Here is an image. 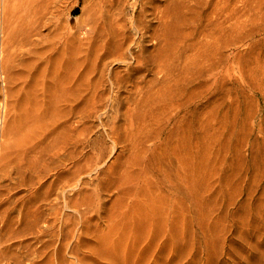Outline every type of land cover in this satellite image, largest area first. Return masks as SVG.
Listing matches in <instances>:
<instances>
[{
	"label": "rangeland",
	"instance_id": "1",
	"mask_svg": "<svg viewBox=\"0 0 264 264\" xmlns=\"http://www.w3.org/2000/svg\"><path fill=\"white\" fill-rule=\"evenodd\" d=\"M56 1L33 46L0 43V119L6 101L66 97L55 103L60 112L45 114L46 123L60 114L59 154L44 150L49 137L38 145L46 159L41 183L34 152L0 180V264H264V0H115L111 11L122 12L124 33L137 44L126 59L108 61L104 83L95 75L96 89L79 86L72 99L66 63L92 58L98 38L86 22L99 0ZM169 24V40L184 33L186 48L171 51L174 81L153 82ZM133 53L139 70L115 85L110 75H126ZM149 80L159 87L147 101L139 87ZM135 82L137 109L128 100Z\"/></svg>",
	"mask_w": 264,
	"mask_h": 264
},
{
	"label": "bare ground",
	"instance_id": "2",
	"mask_svg": "<svg viewBox=\"0 0 264 264\" xmlns=\"http://www.w3.org/2000/svg\"><path fill=\"white\" fill-rule=\"evenodd\" d=\"M59 1V0H58ZM122 1V0H121ZM126 1V0H125ZM228 1V0H227ZM55 2H57L56 0H0V31L1 32H4L5 36H0L2 38H0L2 41H0V43H4V44H7L10 45L9 48L11 47V45L14 44V48L18 47V48H21V47H24V46H27L32 43V38H34L33 36H39L41 35V27L47 25L49 23V21L51 20V18L53 17L54 13H56L55 11L57 10V7H55ZM97 2V0H96ZM120 3V1H117ZM116 2V3H117ZM229 2V1H228ZM58 3V2H57ZM56 3V5L58 6V4ZM114 3H115V0H99V2L97 4H95L94 6H96L92 13H91V16L89 18V20L86 22V29H87V32H90V33H93V35H95L94 37L98 38V39H101V42H99V40L95 39L93 42L91 41L90 42V48H89V52L88 53H91L92 54V58L89 59V61H85V62H81V61H78L77 63V60H71V61H67V65L68 63L71 62V64H69V67L70 70H68V76L72 78V81L71 79L70 82L68 81L69 85L67 83H64L63 84V87H62V90H61V86H62V81L59 83V85H56V86H59L58 87V91L61 92L63 90V88H66V86L64 87L65 84H67V89H65V92L68 91V95L69 97H71L70 99H72V96L74 95L73 93H75V90H78L77 87L79 88L80 86V89H87V90H95L96 87H97V82L96 81H93V77L95 75H99L98 78H97V81L100 83L105 81V78L104 77V74H105V66L106 64L108 63V61H112V60H117V59H126L127 57L125 56L128 52H130V47L134 44H137L136 41L133 40V37H129L128 35H126L123 30V27H124V20L122 22L121 19H124L123 18V14L121 15L115 13V11H111V7L114 6ZM123 3V1H122ZM121 3V4H122ZM84 4V3H83ZM124 4V3H123ZM116 7L118 6V4H115ZM93 6V5H92ZM91 6V7H92ZM93 6V7H94ZM228 6V5H227ZM120 7V6H119ZM118 7V8H119ZM55 8V9H54ZM83 8H84V5H83ZM123 8V7H122ZM120 8V9H122ZM114 9V8H112ZM116 9V8H115ZM114 9V10H115ZM90 10V9H89ZM224 10V8H223ZM227 11V16L231 17V7L229 6V8L225 9ZM85 11V10H83ZM224 11V12H226ZM121 15V16H119ZM168 16V15H167ZM226 16V15H225ZM54 18V17H53ZM228 19V18H227ZM231 19V18H230ZM171 20V19H170ZM168 20V21H170ZM232 20V19H231ZM166 20V22H168ZM233 21V20H232ZM228 22V21H227ZM54 24V23H53ZM172 26V24H171ZM174 26V25H173ZM172 26V27H173ZM47 27V26H45ZM169 27H170V24L169 26L167 25L164 30H163V34L165 35L164 36V39L167 40L166 42L164 41L163 42V48H161L159 50V52H157L158 54L156 56H154L155 58L153 59V64H156L155 65V69H157V73H158V77L153 79L154 81L153 82H158L160 80H164V79H172L173 77V73H174V69L173 68L174 64L173 61H172V53L171 51H173V54L177 53V55L180 53V51H182V47H185L184 44H185V40H182L184 38H182L183 34H178V39L180 40H174V38L176 39L177 37H174V34L173 35V40L174 41H171V38L169 40L168 38V31H169ZM228 27H232L231 26V22L228 24ZM175 28V27H174ZM174 28H171L169 34H173L172 31ZM227 28V27H226ZM225 28V29H226ZM228 28V29H229ZM234 28V27H233ZM232 28V29H233ZM44 29V28H42ZM124 29H126L124 27ZM222 30V28H220ZM224 29V27H223ZM177 31V29H174ZM224 31V30H223ZM231 31V30H229ZM216 32V30H215ZM175 33V32H174ZM188 34V33H187ZM99 35V36H98ZM186 35V34H184ZM210 36V34H208ZM180 36H182L180 38ZM206 36V34H205ZM208 36V37H209ZM42 37V36H40ZM207 37V36H206ZM212 38V37H211ZM42 39V38H41ZM205 39V38H204ZM43 40V39H42ZM208 40L207 38L205 39V41ZM203 41V40H202ZM201 41V42H202ZM204 41V42H205ZM210 41V40H209ZM208 41V42H209ZM35 42V41H34ZM32 43L31 45L33 46V44L35 43ZM182 42V43H181ZM207 42V43H208ZM212 42V41H211ZM37 43H39V39L37 40ZM36 43V44H37ZM206 43V42H205ZM206 43V44H207ZM3 44V46H4ZM40 44V43H39ZM187 44V43H186ZM205 44V46H206ZM41 45V44H40ZM165 45V46H164ZM197 45V44H196ZM1 46V45H0ZM27 46V47H29ZM31 46V47H32ZM35 46H38V45H35ZM188 46V45H187ZM204 46V45H202ZM43 47V46H41ZM208 47V46H207ZM13 48V47H12ZM14 48H13V51H14ZM186 48V47H185ZM200 48H203L201 47L200 45ZM206 48V47H205ZM2 49V47H1ZM5 49V47H4ZM8 49V48H7ZM36 49H39V47H37ZM35 49V51H37ZM191 49V48H190ZM10 50V49H9ZM17 49H15L16 51ZM22 50V49H21ZM33 50V49H32ZM41 50V49H40ZM43 50H46L47 49H43ZM193 50H196V49H193ZM202 50V49H199V51ZM209 50V49H208ZM3 51V50H2ZM12 51V52H13ZM20 51V50H19ZM24 51V50H23ZM185 51V50H184ZM183 51V52H184ZM210 51V50H209ZM215 51V50H214ZM1 52V51H0ZM4 52V51H3ZM7 52V51H6ZM10 52V51H9ZM12 52L11 56L12 57ZM18 52V51H17ZM21 52V51H20ZM28 52V51H27ZM42 52V51H40ZM195 52V51H194ZM198 52V50H197ZM197 52H195L196 54H198ZM5 53V52H4ZM4 53H1V54H4ZM39 53V52H38ZM44 53H46L44 51ZM43 53V55H44ZM48 53V52H47ZM185 53V52H184ZM194 53V54H195ZM203 55L202 53L203 52H199V55ZM206 53V49H205V52ZM211 53V52H210ZM215 53V52H214ZM212 52V54H214ZM0 54V56H1ZM9 54V53H8ZM28 54L30 55V53L28 52ZM42 55V53H39L38 55ZM90 54V55H91ZM131 54V52H130ZM176 55V54H175ZM176 55V56H177ZM181 55V54H180ZM179 55V56H180ZM205 55V54H204ZM207 55H209L207 53ZM205 55V56H207ZM8 56V55H7ZM4 57V66L5 68L3 70H6L9 74V72L11 71V67H10V62L11 60H9V57ZM35 56V55H34ZM57 56V55H56ZM59 56V55H58ZM174 56V55H173ZM178 56V57H179ZM192 56V55H191ZM212 56V55H211ZM33 56L31 55V58ZM37 57V56H36ZM44 57V56H43ZM43 57H37L38 59H43ZM46 57V56H45ZM72 57V56H71ZM70 57V59H71ZM133 57L134 59V63L131 64V66L127 69L126 71V75L122 74V75H118L117 71L115 72H112L113 75L111 76L110 75V78L112 79V81L115 83V85H119L120 86V83L122 81H124V78H129L131 79L132 75L134 73H137V70H139V68L137 67V53H133V55L131 56V58ZM197 57L196 59H198L199 56H195ZM35 58V57H34ZM34 58L31 59V62L34 61ZM35 58V59H37ZM68 58V57H67ZM89 58V57H88ZM174 58V57H173ZM201 58V56H200ZM207 58V57H206ZM206 58H202V59H206ZM214 58V56H213ZM211 58V59H213ZM1 59V57H0ZM17 59V58H16ZM46 59V58H45ZM44 59V60H45ZM191 59H194L195 58H192ZM215 59V58H214ZM213 59V60H214ZM33 60V61H32ZM201 60V59H200ZM2 61V60H1ZM16 61V60H15ZM28 63L30 62V60L28 59L27 60ZM38 61V60H37ZM35 61V62H37ZM41 61V60H40ZM66 61V60H65ZM64 61V62H65ZM193 61V60H192ZM199 61V59H198ZM212 61V60H211ZM215 61V60H214ZM231 61V59H230ZM229 61V62H230ZM26 63V61H24ZM42 62V61H41ZM48 62V61H46ZM45 62V63H46ZM54 62V61H52ZM175 62V61H174ZM2 63V62H1ZM0 63V64H1ZM27 63V64H28ZM143 63V62H141ZM193 63V62H191ZM194 63H197L194 61ZM202 63V62H201ZM200 63V64H201ZM204 63H207V62H204ZM2 64V65H3ZM12 64V63H11ZM30 64V63H29ZM28 64V65H29ZM34 64V63H33ZM36 64V63H35ZM199 64V63H198ZM199 64V66H200ZM13 65V64H12ZM11 65V66H12ZM38 65V64H37ZM55 65V64H54ZM60 65V64H59ZM192 65V64H191ZM203 65V64H202ZM211 65V64H210ZM31 66H34L35 65H32ZM30 66V67H31ZM85 66V68L83 69V67ZM190 66V64H189ZM25 67H26V64H25ZM45 67V66H44ZM42 67V68H44ZM201 67V66H200ZM11 68V69H10ZM15 68V67H14ZM13 68V69H14ZM29 68V66H28ZM36 68V66H35ZM41 68V70H42ZM54 69V66L52 67ZM189 67H187L186 71L188 70ZM192 68V67H191ZM22 70L23 69H27V68H21ZM20 69V70H21ZM30 69V68H29ZM32 69V68H31ZM60 69V68H59ZM194 69V68H193ZM196 69V68H195ZM194 69V70H195ZM2 70V68H1ZM16 70V69H14ZM40 70V68H39ZM54 70H57V69H54ZM6 71H2L3 73H6ZM30 71V70H29ZM34 71V70H33ZM45 71V70H44ZM60 71V70H59ZM190 71V70H189ZM188 71V72H189ZM15 72V71H14ZM36 72H37V69H36ZM185 72V71H184ZM12 73V71H11ZM21 73V71H20ZM23 73H25L23 71ZM58 72H56L57 74ZM156 73V74H157ZM201 73V72H200ZM14 74V73H13ZM12 74V75H13ZM17 74V73H16ZM59 74V73H58ZM198 74V73H197ZM10 75V74H9ZM27 75V74H26ZM32 75V74H30ZM200 75V74H199ZM11 76V75H10ZM9 76V77H10ZM14 76V75H13ZM12 76V77H13ZM19 77V75H16ZM22 76V75H20ZM40 76V74H39ZM28 77V75H27ZM40 78V77H39ZM175 78V77H174ZM15 80L16 77L14 78ZM20 79V78H19ZM23 79V77H22ZM25 79V77H24ZM27 79V78H26ZM29 79V77H28ZM176 79V78H175ZM66 80V79H65ZM76 80H79L78 84L76 83ZM168 80V79H167ZM173 80V79H172ZM174 81V80H173ZM172 81V83H173ZM3 82V81H2ZM23 82V81H22ZM26 82V81H25ZM31 82V81H29ZM87 82V83H86ZM149 84L146 86V85H143L142 87L140 86L139 87V91L141 93H143V96H146L144 98V100H147V98H150V97H153L154 96H150L148 97L149 95L153 94V92L156 91V89L159 87H157L156 89L154 88L153 89V85H156L155 83L152 82V80L148 81ZM162 82V81H161ZM165 82V80H164ZM168 82V81H167ZM171 82V81H170ZM17 83V82H16ZM39 83V82H38ZM85 83L87 85V87H83L82 84ZM36 85V83H33ZM58 84V83H56ZM167 84V83H166ZM171 84V83H169ZM7 85V84H6ZM26 85H27V82H26ZM46 84H44V87H45ZM161 85V84H160ZM163 85V83H162ZM175 85V84H174ZM4 86H5V83H4ZM30 86V84L28 85V87ZM134 86H135V90L132 91V92H135V95L133 97V94L131 93V97L129 96V101H130V105L134 106L135 108L137 107V82L134 83ZM172 86V85H171ZM22 87V86H21ZM40 87V86H39ZM48 87V86H46ZM19 88V87H18ZM17 88V89H18ZM23 88V87H22ZM22 88H20L22 90ZM56 88V87H55ZM55 88H51L52 90ZM4 89V88H3ZM13 89V88H12ZM17 89H15L14 91H16ZM26 89V88H25ZM24 89V90H25ZM29 89V88H28ZM42 89V87H41ZM57 89V88H56ZM19 90V89H18ZM18 90L16 92H18ZM45 90V89H44ZM46 90H48L46 88ZM45 92L47 93L48 91ZM51 91V92H54ZM61 90V91H60ZM158 90V89H157ZM9 91V90H8ZM13 91V94H15L16 92ZM34 91V90H33ZM40 91V90H38ZM43 90H41L40 92H42ZM27 92V90H26ZM36 92V91H35ZM34 92V93H35ZM40 92L39 95H40ZM62 92V93H63ZM64 92V93H65ZM161 92V91H160ZM164 91L162 90L161 94L163 93ZM11 93V92H10ZM33 93V95H34ZM158 93V92H157ZM156 93V94H157ZM5 94V93H4ZM19 95V93H16ZM24 94V93H23ZM28 94V93H26ZM37 93H35L36 95ZM45 94V93H44ZM44 94H43V97H44ZM56 94V92L54 93ZM58 94V92H57ZM66 94V93H65ZM8 92H7V96H8ZM48 95H50L48 93ZM48 95H47V98H48ZM61 95V93H60ZM24 96V95H23ZM54 96V95H53ZM57 96V95H55ZM63 98L61 99H66V97L64 98V94H62ZM128 96V95H127ZM126 96V97H127ZM157 96V95H156ZM161 96V95H160ZM164 96V95H163ZM168 96V94H167ZM12 97V95L10 96ZM25 97V96H24ZM27 97V95H26ZM41 97V96H40ZM46 97V96H45ZM60 97V96H58ZM68 97V96H67ZM69 97L67 98V100H70ZM74 97V96H73ZM159 97V96H158ZM21 98V96H20ZM19 98V99H20ZM23 98V97H22ZM29 98V97H27ZM35 98V97H34ZM34 98H29V99H25V101L23 102H16V103H12V100H10L7 105V103L5 102L6 104V107L4 108V110H2V117L0 119V180L3 181V179L7 176H9L10 172L13 171L14 169H20L21 166L25 165L23 164L25 159H28L27 156L29 155V153H32L34 152L33 154H35V157H34V163H33V170L35 172V175L36 177L40 180V183H41V180L43 179H40L42 178L41 175H43L44 173V170H45V166H46V159L44 158L45 156L42 154L41 156V153L39 152V149H38V145L40 143L43 142V140H45L46 137H49L50 138V141H51V145L50 147H46V153L50 156V157H56L58 154H59V146H58V142H57V132L56 130V127L58 126L57 123L59 122L58 121V118H57V114L56 117H53L51 115V119L52 121H50L49 123H46L45 118L48 120V113L53 112H60V110H55V103H57V101L60 103L62 101H60L61 99L57 100L54 104L53 102H48V100L45 98V99H42L40 98V100L42 101V103H40V105H42L40 107V105H38L39 103L35 102V100H33ZM57 98V97H56ZM13 99V98H12ZM16 99V98H15ZM37 99H39V97L37 98L36 96V101ZM50 99V96L49 98ZM52 99V98H51ZM126 99V100H127ZM141 99V98H139ZM162 99V97H161ZM159 99V100H161ZM165 99V98H164ZM163 99V100H164ZM22 100V99H21ZM53 100V99H52ZM54 100V101H55ZM66 100V101H67ZM152 100H155V99H152ZM151 100V101H152ZM162 100V101H163ZM169 100V99H168ZM14 101V99H13ZM139 101V100H138ZM142 103H143V100H141ZM39 102V101H38ZM70 102H72L70 100ZM146 102V101H145ZM153 102V101H152ZM165 102V101H164ZM57 103L58 105H61ZM148 103L150 102H147V105ZM156 100H155V104H156ZM168 103V102H167ZM71 104V103H70ZM169 104V103H168ZM3 105V104H2ZM72 105V104H71ZM129 105V106H130ZM57 106V105H56ZM62 106V105H61ZM61 106H58L60 107L61 109ZM95 106V105H94ZM93 106V107H94ZM128 106V105H127ZM131 106V107H132ZM71 107V106H70ZM91 106V108H93ZM129 107V109L131 108ZM133 107V108H134ZM150 107V106H148ZM95 108V107H94ZM58 109V108H57ZM127 109V107H126ZM128 110V113L130 111H132L130 109V111ZM137 109V108H136ZM49 110V112H47ZM51 110V111H50ZM55 110V111H54ZM134 111V109H133ZM136 111V110H135ZM134 111V112H135ZM140 111V110H139ZM47 113V115H45ZM50 113H49V116H50ZM61 113H62V109H61ZM132 113V112H131ZM1 114V113H0ZM56 114V113H55ZM54 114V115H55ZM133 114V113H132ZM44 115V118H43V121L41 124H39V121L42 119ZM60 115V114H59ZM127 115V114H126ZM134 116L136 114H133ZM133 115H132V118H133ZM127 116H130V115H127ZM68 118V117H67ZM131 118V119H132ZM142 118V117H141ZM127 119V118H126ZM130 119V118H129ZM130 119V120H131ZM143 119V118H142ZM50 120V118H49ZM133 120V119H132ZM131 120V121H132ZM134 120H137V118L134 117ZM45 122V123H44ZM136 122V121H135ZM130 124V123H129ZM134 124V123H133ZM132 125V124H131ZM137 125V124H136ZM59 127V126H58ZM132 128V127H131ZM136 129V128H135ZM133 130V128H132ZM59 131V130H57ZM49 136H48V135ZM56 134V135H55ZM58 137H59V132H58ZM48 139V138H47ZM46 139V140H47ZM49 141V139H48ZM50 144V142L48 143ZM43 145V144H42ZM41 151V150H40ZM42 152V151H41ZM32 156V155H31ZM44 156V157H43ZM48 157V156H47ZM43 158V162H40V160ZM33 159V158H31ZM27 161V160H26ZM30 161V160H28ZM32 161V160H31ZM31 164L29 163V165L27 164V166H29V170L30 169V166ZM26 166V167H27ZM25 167V168H26ZM27 170V169H26ZM31 171V172H32ZM48 172V171H47ZM47 174V173H46ZM169 182V181H168ZM34 183V182H33ZM36 183V182H35ZM39 183V182H38ZM38 185V184H37ZM42 185V184H40ZM167 185V184H166ZM173 186V185H172ZM4 187V186H3ZM41 187V186H40ZM39 187V188H40ZM37 188V187H36ZM34 189V188H33ZM38 189V188H37ZM12 190V189H11ZM10 192V191H9ZM137 203V202H136ZM134 204V202H133ZM127 214V213H126ZM143 218V217H142Z\"/></svg>",
	"mask_w": 264,
	"mask_h": 264
}]
</instances>
